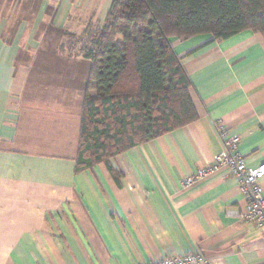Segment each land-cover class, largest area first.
<instances>
[{
    "label": "crops",
    "instance_id": "1",
    "mask_svg": "<svg viewBox=\"0 0 264 264\" xmlns=\"http://www.w3.org/2000/svg\"><path fill=\"white\" fill-rule=\"evenodd\" d=\"M112 1L0 0V264H141L186 252L202 264H264V228L241 217L238 180L217 172L184 184L221 151L215 123L241 136L250 167L264 162L259 33L172 39L197 120L114 157L120 186L103 163L75 172L91 61L63 45L67 32L102 24Z\"/></svg>",
    "mask_w": 264,
    "mask_h": 264
},
{
    "label": "trees",
    "instance_id": "2",
    "mask_svg": "<svg viewBox=\"0 0 264 264\" xmlns=\"http://www.w3.org/2000/svg\"><path fill=\"white\" fill-rule=\"evenodd\" d=\"M245 30L264 37V0H113L102 24L67 32L80 35L71 54L92 64L75 172L103 163L120 186L114 157L197 120L172 39L222 41Z\"/></svg>",
    "mask_w": 264,
    "mask_h": 264
},
{
    "label": "built area",
    "instance_id": "3",
    "mask_svg": "<svg viewBox=\"0 0 264 264\" xmlns=\"http://www.w3.org/2000/svg\"><path fill=\"white\" fill-rule=\"evenodd\" d=\"M215 129L220 137L221 151L213 158L207 167L200 168L196 173L187 176L184 184H193L197 179L208 174L221 172L225 177H234L239 182V188L247 200L246 210L241 214L243 219L254 222L264 228V162L257 167H250L245 156L239 151L241 136L230 134L227 127L215 123ZM203 258L195 252H186L179 256H164L141 264H202Z\"/></svg>",
    "mask_w": 264,
    "mask_h": 264
},
{
    "label": "rangeland",
    "instance_id": "4",
    "mask_svg": "<svg viewBox=\"0 0 264 264\" xmlns=\"http://www.w3.org/2000/svg\"><path fill=\"white\" fill-rule=\"evenodd\" d=\"M77 38H72V37H69V38H67L66 40H65V45H63L64 47H65V49L67 50L66 52L68 53V51L70 50V51H72V52H76V49H78L79 48V45L78 44H76L77 43V40L79 39V37H80V35H77L76 36ZM74 46H76V47H74ZM47 49H45V51H46ZM65 59V65L66 66H78L77 64H75L74 63V58H64ZM91 62H89V68H88V73H89V71H90V68H91ZM81 68V67H80ZM73 75V72H66V77L67 78H69V77H71ZM81 75H82V71H81V69L78 71V72H75V77L77 78V79H79V78H81Z\"/></svg>",
    "mask_w": 264,
    "mask_h": 264
}]
</instances>
